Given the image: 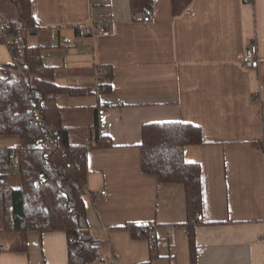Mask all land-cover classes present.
<instances>
[{
    "label": "crops",
    "instance_id": "1",
    "mask_svg": "<svg viewBox=\"0 0 264 264\" xmlns=\"http://www.w3.org/2000/svg\"><path fill=\"white\" fill-rule=\"evenodd\" d=\"M30 7L37 31L28 38L43 47L45 64L49 52L56 84L91 90L57 96L69 142L95 144V115L99 135L112 142L86 152L85 189L105 191L84 198L103 256L190 264L184 187L142 173L139 150L143 125L184 122L200 127L203 141L184 151L201 169L206 224L195 229L197 264H264V0H193L178 17L171 0H153L149 22L130 0H31ZM89 25L110 34L84 36ZM52 33L73 44L52 42ZM252 42L259 66L248 70L241 57ZM11 62L0 44V68ZM98 66L112 71L109 92L95 90ZM143 222L156 225L155 241L132 237L129 226ZM13 240L0 235V264L68 263L64 232L30 233L27 253L8 251Z\"/></svg>",
    "mask_w": 264,
    "mask_h": 264
},
{
    "label": "trees",
    "instance_id": "2",
    "mask_svg": "<svg viewBox=\"0 0 264 264\" xmlns=\"http://www.w3.org/2000/svg\"><path fill=\"white\" fill-rule=\"evenodd\" d=\"M192 1L171 0L172 16H180ZM152 2L130 0V8L133 14L150 17ZM30 6L31 0H0V23L7 26L0 34V44L17 58L0 68V138L17 139L16 147L0 151V235H15L8 251L27 253L30 233L41 236L61 231L67 236V264H96L104 254V245L90 235L81 197L88 177L86 152L110 148L112 142L99 135L96 115L95 144L69 142L70 128L64 125V110L56 97H81L90 95L91 90L56 84L54 67L44 63L43 47L27 43L28 36L37 31ZM104 70L106 93L111 89L112 71ZM48 135L54 139L51 151L40 147ZM202 142L201 128L190 123H148L141 128L142 173L155 176L161 184L184 187L190 264H197L195 229L206 223L201 218L200 165L187 162L184 151ZM10 178L15 179L16 187H6ZM129 228L133 238H146L137 235L136 226ZM155 257L151 255L143 264H152Z\"/></svg>",
    "mask_w": 264,
    "mask_h": 264
},
{
    "label": "built area",
    "instance_id": "3",
    "mask_svg": "<svg viewBox=\"0 0 264 264\" xmlns=\"http://www.w3.org/2000/svg\"><path fill=\"white\" fill-rule=\"evenodd\" d=\"M143 22H149L150 17H144ZM6 27L4 24L0 23V34H3L6 30ZM82 34L84 36H108L110 34V31L100 25H89L85 27L82 30ZM51 40L52 42L56 44H64V45H72L73 42L70 39L66 38H59L56 33L51 34ZM81 49V48H80ZM50 54L49 52L46 53V59H47V66H52L51 62L49 60ZM17 58L12 57V62H16ZM242 66L245 69L248 70H255L259 66V57H258V47L257 45L252 42L250 43L243 51L242 57H241ZM95 90L97 93L104 92V87L106 84V71L103 67L98 66L95 68ZM57 100V97H56ZM54 139L51 136H46L40 144V147L44 150L51 151L52 150V144ZM105 195V191H100L96 194H90L84 189L83 193L81 194V197L84 198H92V199H100ZM138 233L145 234L146 238L149 241H155L156 240V225L152 222H143L138 227ZM167 244V243H165ZM96 264H116L113 260H111L108 256H102L100 260Z\"/></svg>",
    "mask_w": 264,
    "mask_h": 264
},
{
    "label": "rangeland",
    "instance_id": "4",
    "mask_svg": "<svg viewBox=\"0 0 264 264\" xmlns=\"http://www.w3.org/2000/svg\"><path fill=\"white\" fill-rule=\"evenodd\" d=\"M27 43H28L29 45L34 44L33 38L29 37V38L27 39ZM69 99H70V98H69ZM74 100H76V102H77L78 99L75 98ZM84 100H87V99H84ZM84 100H83V101H84ZM70 102H74V101L71 100ZM68 122H69V123H72L71 121H68ZM69 123H68V124H69ZM16 143H17V139H16V138H0V148H3L4 146L14 147V146H16ZM72 143H74L75 145H78V144H79L78 141H74V142H72ZM16 185H17V184H16L15 179L10 178V179L8 180L7 184H6V187L14 188V187H16ZM14 236H15V235H13V234H8V235H5V238L13 239Z\"/></svg>",
    "mask_w": 264,
    "mask_h": 264
}]
</instances>
